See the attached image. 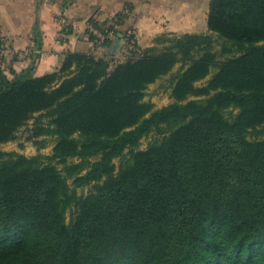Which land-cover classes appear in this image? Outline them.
Instances as JSON below:
<instances>
[{"label":"trees","instance_id":"16d2710c","mask_svg":"<svg viewBox=\"0 0 264 264\" xmlns=\"http://www.w3.org/2000/svg\"><path fill=\"white\" fill-rule=\"evenodd\" d=\"M126 17L93 25L117 37ZM207 22L119 62L69 51L40 75L0 49V143L36 114L39 147L56 141L49 155L0 150V264H264V139L247 138L264 122V0H210ZM178 64L175 100L155 108L147 86Z\"/></svg>","mask_w":264,"mask_h":264},{"label":"crops","instance_id":"0c3cea01","mask_svg":"<svg viewBox=\"0 0 264 264\" xmlns=\"http://www.w3.org/2000/svg\"><path fill=\"white\" fill-rule=\"evenodd\" d=\"M210 0H0V49L5 65L40 75L59 67L69 51L111 54L134 31L141 47L163 33H208ZM125 14L124 33L95 45L93 21ZM108 51V52H107ZM26 52L24 55L23 53Z\"/></svg>","mask_w":264,"mask_h":264},{"label":"rangeland","instance_id":"374dc122","mask_svg":"<svg viewBox=\"0 0 264 264\" xmlns=\"http://www.w3.org/2000/svg\"><path fill=\"white\" fill-rule=\"evenodd\" d=\"M136 35V34H135ZM214 37L216 38L217 42L220 43L221 40L218 38L217 34L214 33ZM156 38V37H155ZM112 42L110 41L108 45H110ZM154 43V42H153ZM130 43H125L123 47L121 46V42L114 46L115 49L112 50L111 55L115 59V62H119L122 60H125L130 54H131V47L129 45ZM220 44H216V48H220ZM108 52V51H107ZM95 54L99 55L98 53L94 52ZM226 55H220V59H224ZM180 64H178L174 70L162 76L158 80H156L153 83H150L146 90H145V96L144 100L149 101L153 103L155 108H160L164 105H167L171 102H173L175 99L172 96V87L171 85V79L173 77V74L177 73ZM217 68L212 69V73L215 72ZM211 73V75H212ZM210 76H208L205 80L198 81L197 85L201 86L203 83H205ZM193 98V97H191ZM239 110L234 109L233 107H230L224 111L225 116L229 117V119H233L237 114ZM38 114H36L37 116ZM36 116L30 119L25 125H23L15 135V138L0 143V150L1 151H17L20 153H23L27 156H32L38 153H43L46 155L52 154L53 147L55 145V138L48 136L45 139L44 145L42 147H39L37 144V139H42V137H36L34 136V122L36 121ZM41 121L48 122V119H43ZM164 135V132L161 133L159 129L153 130L151 133H149L146 137H144L141 142L139 143V146L137 149H145L147 148L152 142H156L160 140ZM247 138L250 140H261L264 139V122L257 125L256 127H251L248 129L247 132ZM128 157H130V149H126L125 153L114 160V163L116 165V170L119 169L122 162H124ZM68 161H74L73 159H69ZM54 164H56L59 169H62L65 165V162H62L61 160L57 159L54 161ZM68 183L71 187H73V178L68 179ZM92 188V184L78 187L76 190L79 195H85L87 194L90 189ZM76 206L72 205L70 206L66 211V222L69 223L72 221V218L76 214Z\"/></svg>","mask_w":264,"mask_h":264},{"label":"built area","instance_id":"2783aa9c","mask_svg":"<svg viewBox=\"0 0 264 264\" xmlns=\"http://www.w3.org/2000/svg\"><path fill=\"white\" fill-rule=\"evenodd\" d=\"M90 29H91V32L92 34L94 35V39H93V42L94 44L97 46V45H103L104 41L107 39V38H112V36H114V32L113 31H108L107 33L106 32H103L101 30H99L97 27H95L94 25H91L90 26ZM129 37H131L129 39ZM126 38V41L127 43H130V47L132 48H136L135 45H136V35H135V32L134 31H129L128 32V35L125 36ZM24 55L26 54V52L23 53Z\"/></svg>","mask_w":264,"mask_h":264},{"label":"water","instance_id":"95a60500","mask_svg":"<svg viewBox=\"0 0 264 264\" xmlns=\"http://www.w3.org/2000/svg\"><path fill=\"white\" fill-rule=\"evenodd\" d=\"M113 49H115V47H114ZM113 49H112V50H113Z\"/></svg>","mask_w":264,"mask_h":264}]
</instances>
